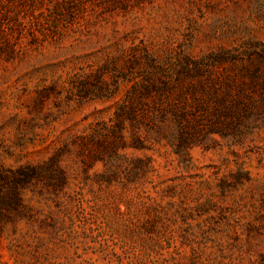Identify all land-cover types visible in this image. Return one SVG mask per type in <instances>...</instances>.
Segmentation results:
<instances>
[{"label":"rangeland","instance_id":"rangeland-1","mask_svg":"<svg viewBox=\"0 0 264 264\" xmlns=\"http://www.w3.org/2000/svg\"><path fill=\"white\" fill-rule=\"evenodd\" d=\"M148 56L183 115L116 132ZM45 162L0 264H264V0H0V167Z\"/></svg>","mask_w":264,"mask_h":264},{"label":"trees","instance_id":"trees-1","mask_svg":"<svg viewBox=\"0 0 264 264\" xmlns=\"http://www.w3.org/2000/svg\"><path fill=\"white\" fill-rule=\"evenodd\" d=\"M147 65L149 69H143L145 72L141 79L136 81L117 105L114 115L116 126L113 128L116 132H123L128 120L133 131L138 124L147 120L164 134L174 132L175 123L183 115L175 99L168 101L169 93L173 95L174 90L168 81L167 72L150 56L147 57ZM186 70L189 71L188 66ZM48 163L0 167V229L6 222H15L17 216L26 209L23 189L33 181L44 178Z\"/></svg>","mask_w":264,"mask_h":264}]
</instances>
